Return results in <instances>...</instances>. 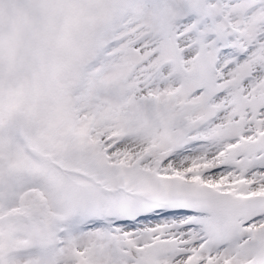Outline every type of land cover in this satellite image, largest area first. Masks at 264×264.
<instances>
[{
	"label": "snow or ice",
	"instance_id": "snow-or-ice-1",
	"mask_svg": "<svg viewBox=\"0 0 264 264\" xmlns=\"http://www.w3.org/2000/svg\"><path fill=\"white\" fill-rule=\"evenodd\" d=\"M0 264H264V0H0Z\"/></svg>",
	"mask_w": 264,
	"mask_h": 264
}]
</instances>
